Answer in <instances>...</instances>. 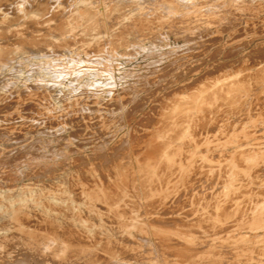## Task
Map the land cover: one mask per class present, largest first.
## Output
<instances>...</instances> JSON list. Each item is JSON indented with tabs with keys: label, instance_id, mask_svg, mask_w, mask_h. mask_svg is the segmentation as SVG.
<instances>
[{
	"label": "bare ground",
	"instance_id": "1",
	"mask_svg": "<svg viewBox=\"0 0 264 264\" xmlns=\"http://www.w3.org/2000/svg\"><path fill=\"white\" fill-rule=\"evenodd\" d=\"M225 30L182 0H0V264H264V46L225 71ZM157 31L137 101L121 64Z\"/></svg>",
	"mask_w": 264,
	"mask_h": 264
},
{
	"label": "rangeland",
	"instance_id": "2",
	"mask_svg": "<svg viewBox=\"0 0 264 264\" xmlns=\"http://www.w3.org/2000/svg\"><path fill=\"white\" fill-rule=\"evenodd\" d=\"M184 4L187 6H203L208 10V12H213L218 15L222 25L227 27V30L223 31L222 33V44L223 49L219 52L216 56L218 61L223 62L225 66V71H231L233 68H236L239 65L248 64L252 60L256 59L257 49L259 47L264 46V0H182ZM208 31L204 32L202 39L206 42L210 39V36L214 34L215 26L211 25L207 27ZM159 39H155L159 44L157 46H153L148 43V41H138L141 45L139 47H134L132 55V61L127 65H122L121 68L128 69L129 72L125 75V85L128 87L131 85L135 88L141 87L140 85L144 86L140 90L135 89L134 93H132V97L138 100L146 101L148 99V88L146 86L147 79L149 77H154L156 79H160L164 70L163 67L169 64L171 59L164 54L168 49L165 48L161 43L164 41L166 36H169V39H173L172 36L167 34L164 31H157L156 33ZM156 43V42H155ZM173 45V42H171ZM175 45V44H174ZM181 45V43H179ZM217 47L213 45L210 47V52L217 51ZM180 48V47H179ZM177 49V48H176ZM181 49V48H180ZM221 49V48H220ZM172 50V49H171ZM183 56V55H181ZM200 58V56L198 57ZM259 61L264 64V59ZM195 61H186V64L183 62V65L177 66L171 65L170 68L171 73L169 76L174 77L176 70L181 69L182 72L187 71L190 65ZM53 61L49 64H52ZM172 63V62H171ZM34 67L31 66H24L19 65L20 75L19 77H29L32 78ZM120 68V70H121ZM119 70V75L120 71ZM163 73V74H162ZM168 73V72H166ZM104 74V73H103ZM116 76L118 74L115 72ZM106 75V73L104 74ZM123 77V75H122ZM111 79L107 76L106 80H100L98 84L99 89L104 90L106 85H109ZM118 84V82H117ZM148 85V83H147ZM107 89V88H106ZM152 89H155L153 87ZM145 103V102H144ZM149 105H146L141 108L142 110L135 111L133 118H131L126 123V130H129L133 127L136 128L137 122L140 121V118L150 112ZM124 111L117 110L113 111L110 115L111 122H115V125L122 123L123 118L121 115ZM123 124V123H122ZM39 138L46 140L50 147L55 148L57 143L60 142V146L64 145V138L68 135V133H59L58 137L61 138V141L53 142L55 140L52 134L49 132H42L37 131ZM65 134V135H64ZM41 136V137H40ZM57 138V137H56ZM46 143V144H47ZM49 161L48 164L52 165V169L54 173L61 174V164L64 163V154L48 156Z\"/></svg>",
	"mask_w": 264,
	"mask_h": 264
}]
</instances>
